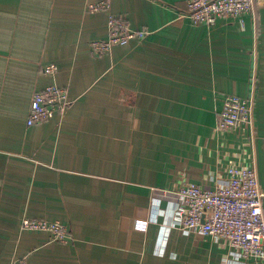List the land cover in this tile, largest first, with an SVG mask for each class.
I'll return each mask as SVG.
<instances>
[{"label":"crops","instance_id":"0c3cea01","mask_svg":"<svg viewBox=\"0 0 264 264\" xmlns=\"http://www.w3.org/2000/svg\"><path fill=\"white\" fill-rule=\"evenodd\" d=\"M97 1L0 0V264H241L226 242L184 233L162 191L221 183L252 157L264 185V7L255 54L248 16L194 24L186 0L88 12ZM110 14L149 33L95 52ZM49 84L70 104L27 125ZM227 94L253 98L246 135L216 128ZM23 217L57 220L73 240L23 230Z\"/></svg>","mask_w":264,"mask_h":264},{"label":"built area","instance_id":"2783aa9c","mask_svg":"<svg viewBox=\"0 0 264 264\" xmlns=\"http://www.w3.org/2000/svg\"><path fill=\"white\" fill-rule=\"evenodd\" d=\"M264 0H186L183 16L194 24L213 26L221 18L248 16L253 25L254 51L260 39L258 8ZM109 8V0H99L87 5L94 13ZM109 35L106 39L93 40L91 48L98 53H109L115 45L127 43L149 33L146 29H131L122 17L108 16ZM254 54V55H255ZM258 55L256 56V58ZM56 66L50 64L44 71L53 74ZM68 90L49 84L34 91L26 117L27 125L49 120L56 113L63 114L70 104ZM253 98L227 94L222 99L217 114L216 128L220 131L252 130ZM227 179L213 186H204L184 180L173 190H163L164 196L174 199L178 208L180 229L186 234H202L215 241H223L231 248L230 259L241 264H264V185L261 182L257 162L233 164L226 169ZM21 228L27 231L45 232L51 241L69 242L73 238L67 227L57 220L23 217ZM9 264H27L26 257H17Z\"/></svg>","mask_w":264,"mask_h":264},{"label":"rangeland","instance_id":"374dc122","mask_svg":"<svg viewBox=\"0 0 264 264\" xmlns=\"http://www.w3.org/2000/svg\"><path fill=\"white\" fill-rule=\"evenodd\" d=\"M264 173V172H263ZM22 257V256H21Z\"/></svg>","mask_w":264,"mask_h":264}]
</instances>
